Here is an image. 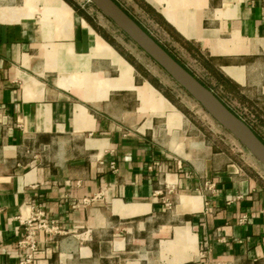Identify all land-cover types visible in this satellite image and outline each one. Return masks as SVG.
Instances as JSON below:
<instances>
[{
    "label": "crops",
    "instance_id": "1",
    "mask_svg": "<svg viewBox=\"0 0 264 264\" xmlns=\"http://www.w3.org/2000/svg\"><path fill=\"white\" fill-rule=\"evenodd\" d=\"M264 138V0H144ZM69 0H0V264H264V170L219 146ZM238 115V114H237ZM243 151V148H239ZM41 212V213H40Z\"/></svg>",
    "mask_w": 264,
    "mask_h": 264
},
{
    "label": "rangeland",
    "instance_id": "2",
    "mask_svg": "<svg viewBox=\"0 0 264 264\" xmlns=\"http://www.w3.org/2000/svg\"><path fill=\"white\" fill-rule=\"evenodd\" d=\"M80 10L89 16L100 30L111 38L116 46L125 55L132 58L147 74V78L153 80L158 88L169 95L173 101L189 118L198 129L214 142L221 145H230L236 148L237 153L243 154V160L258 168L264 164L245 147L228 129L216 120L183 86H181L159 63L146 53L121 27H119L107 14L103 12L93 1L72 0ZM126 9L152 37H155L179 61L212 89L219 97L238 115L245 116V108L235 91V88L224 78L216 76L212 70L204 64L205 55L191 42L188 45L182 40L171 37L148 13L137 0H116ZM197 49V50H196ZM200 52V54H199ZM264 139V138H263ZM239 148H243L241 151Z\"/></svg>",
    "mask_w": 264,
    "mask_h": 264
},
{
    "label": "water",
    "instance_id": "3",
    "mask_svg": "<svg viewBox=\"0 0 264 264\" xmlns=\"http://www.w3.org/2000/svg\"><path fill=\"white\" fill-rule=\"evenodd\" d=\"M92 1L264 164V141L247 122L174 58L115 0Z\"/></svg>",
    "mask_w": 264,
    "mask_h": 264
},
{
    "label": "trees",
    "instance_id": "4",
    "mask_svg": "<svg viewBox=\"0 0 264 264\" xmlns=\"http://www.w3.org/2000/svg\"><path fill=\"white\" fill-rule=\"evenodd\" d=\"M116 1V0H115ZM138 2H140V4H141V6L148 12V13H150L151 15H152V17L155 19V21L171 36V37H174V38H177V39H179V40H182V41H184L185 43H187L188 45H190L189 44V41L188 40H186L184 37H182L181 35H180V33L167 21V20H165L164 19V17L154 8V7H152L149 3H147V2H145L144 0H137ZM69 2L74 6V8H76V10H78V11H81L80 10V8L72 1V0H69ZM117 2V1H116ZM123 8V7H122ZM124 9V8H123ZM127 13H128V11L126 10V9H124ZM82 12V11H81ZM134 20H136L130 13H128ZM85 15V17L88 19V20H90V21H92V19H90L89 18V16H87L86 14H84ZM93 22V21H92ZM136 22H138L137 20H136ZM138 24H140L139 22H138ZM95 25V24H94ZM140 26H142L141 24H140ZM143 27V26H142ZM96 28L100 31V33L108 40V41H110L111 43H113L114 41L111 39V38H109L108 36H106V34L105 33H103L101 30H100V28L98 27V26H96ZM148 33H149V31L145 28V27H143ZM150 34V33H149ZM151 35V34H150ZM152 36V35H151ZM156 41H158L155 37H153ZM159 42V41H158ZM160 43V42H159ZM115 44V43H114ZM174 58H176L177 59V57L173 54V53H171L162 43H160ZM190 47L192 48V46L190 45ZM119 49V48H118ZM197 50V49H196ZM121 53H123L121 50H119ZM199 54H200V52H199ZM126 56V58L128 59V60H130L132 63H134V65L138 68V69H140V70H142V72L144 73V75L147 77V74L144 72V70L142 69V68H140V66H138L137 64H136V62L132 59V58H130L129 56H127V55H125ZM201 56H203V54L201 55ZM206 57V56H205ZM178 61H179V59H177ZM205 62H204V64L206 65V67L208 68V69H210V70H212V72H214V74L216 75V76H218V78L219 77H221V78H224V76L222 75V73L218 70V68L213 64V62L211 61V58H209V57H206L205 58ZM182 65H184L181 61H179ZM185 66V65H184ZM186 67V66H185ZM187 68V67H186ZM188 69V68H187ZM189 70V69H188ZM192 72V71H191ZM193 73V72H192ZM194 74V73H193ZM196 76V75H195ZM197 77V76H196ZM198 78V77H197ZM199 79V78H198ZM156 87H158L157 86V84L155 83V82H153V80H151V79H149ZM202 83H204L201 79H199ZM206 86H208L206 83H204ZM210 88V87H209ZM215 93V92H214ZM216 94V93H215ZM168 98H170L169 97V95H167V94H165ZM217 95V94H216ZM218 97H219V95H217ZM220 98V97H219ZM221 99V98H220ZM222 100V99H221ZM223 101V100H222ZM224 102V101H223ZM225 103V102H224ZM226 104V103H225ZM227 105V104H226ZM228 106V105H227ZM229 107V106H228ZM230 108V107H229ZM231 109V108H230ZM232 110V109H231ZM233 111V110H232ZM233 112H235V111H233ZM237 114V113H236ZM252 128V127H251ZM261 138V137H260ZM262 139V138H261ZM263 141H264V139H262Z\"/></svg>",
    "mask_w": 264,
    "mask_h": 264
},
{
    "label": "built area",
    "instance_id": "5",
    "mask_svg": "<svg viewBox=\"0 0 264 264\" xmlns=\"http://www.w3.org/2000/svg\"><path fill=\"white\" fill-rule=\"evenodd\" d=\"M92 1V0H85ZM41 213V212H40ZM42 229L45 232H57L60 229L58 228L54 219H44L39 220L37 222L33 221V219H28L26 222V232L23 237L19 240V243L26 247V252L24 259L21 261V264H29L33 257L34 252L36 250V231Z\"/></svg>",
    "mask_w": 264,
    "mask_h": 264
}]
</instances>
